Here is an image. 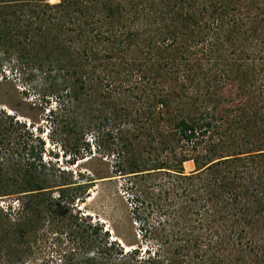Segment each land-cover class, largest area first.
Listing matches in <instances>:
<instances>
[{
	"label": "trees",
	"instance_id": "1",
	"mask_svg": "<svg viewBox=\"0 0 264 264\" xmlns=\"http://www.w3.org/2000/svg\"><path fill=\"white\" fill-rule=\"evenodd\" d=\"M156 1L60 0L50 4L0 0V77L5 76L6 63L10 71L34 66L42 72L49 92L61 99L50 110L53 129H57L56 116L69 99L79 100L85 80H93L96 64L107 56L112 64L107 77L113 76V81L121 76L134 78L129 90L141 102L133 114L125 110L113 122L116 126L123 121L131 130L137 129L133 136L141 141L139 146L134 143L136 147L129 152L126 142L130 139L123 141L118 136L116 140L109 130L105 134L111 139L108 149L116 153V173L157 180L152 201L147 199L152 198L150 189L145 191L146 199L132 195L135 210L144 205L141 209H147V214L155 208L158 212L156 222L147 225L142 215H136L135 221H144L139 237L151 247L123 241L126 248L121 239L110 237L102 223H89L88 229L82 215L68 211L70 221L61 233L81 247L59 253L58 264H208L207 257L209 264H217L222 257L199 245L198 234L207 224L217 237L210 242L213 247L231 237L241 243L242 233L254 230L252 240L247 239L219 264H264V137L260 126L256 127V122H264V41L253 27L261 30L264 18L250 17L252 5L240 0H165L162 5ZM241 4L246 5L242 8ZM102 41L108 46L98 48ZM108 47L117 50L105 51ZM101 51L106 57L100 56ZM87 71L91 75L86 77ZM95 77L101 79L99 74ZM215 80L225 95L217 92L219 99L213 107L197 116L176 107L175 99H182L189 86L196 92L205 88L208 93ZM159 84L161 90H157ZM3 115L9 120L8 125L0 122V146L10 141L7 132L12 133L14 126L25 127L14 114ZM100 119L99 127L109 121L107 115ZM249 122L253 126L245 127ZM237 127L244 132H236ZM95 136L99 144V134ZM15 139L19 148L8 156L0 149V192L5 195L13 189L12 193L38 196L49 180L57 182L51 174L55 169L51 161L41 160L40 134L26 130ZM66 139L60 140L63 146ZM185 144L194 156L187 155ZM189 159L197 169L185 173L183 162ZM8 169L14 178L7 176ZM130 177L126 188L141 192ZM65 184L51 186H59L58 197L67 205L79 193L65 194ZM50 210L58 213L55 208ZM219 221L229 222L223 234L216 228ZM17 230L23 232L20 227ZM255 236L262 240L256 243Z\"/></svg>",
	"mask_w": 264,
	"mask_h": 264
},
{
	"label": "rangeland",
	"instance_id": "2",
	"mask_svg": "<svg viewBox=\"0 0 264 264\" xmlns=\"http://www.w3.org/2000/svg\"><path fill=\"white\" fill-rule=\"evenodd\" d=\"M43 1L50 4L60 2V0L55 3H51L50 0ZM164 1L157 0L156 3L157 5H162ZM240 2L252 5L249 8L248 15L250 17L264 18V0H240ZM100 4L101 2L97 6H100ZM243 5L241 4L242 8L244 7ZM253 27H255L259 35L258 39L263 43L264 26L261 30L257 29L258 26L255 24ZM97 44L98 48L108 46V43L103 41ZM261 45L263 46L264 43ZM104 50L113 52L117 49L108 47ZM100 53L101 57H106L104 51ZM98 63L96 64V73L92 74L93 80H85L83 84L85 87L80 90L79 100L69 99L68 103L65 104L64 110L60 111L54 119L56 122L55 128L57 127V129H53V121L49 114H51L50 110L54 108L56 101L59 99L56 94L49 92L51 90L49 82L44 78L45 75L36 70L34 66L31 69H23L20 72L16 70L10 71V64L8 63H6V68L4 67L5 76L3 78L0 77V122L8 125L9 119H5L3 112L4 114L10 113L16 116L15 119L18 118L22 123L25 122V127L20 129L14 126L12 133L8 131L7 135L10 137V141L1 145L0 149L8 156L13 150L19 148L18 140L15 139L17 133L31 130L34 134H40L43 140L42 148L40 146L42 151L41 160L46 163L51 161L52 164L50 166L55 169V172L51 171V174L57 177V184L66 182L65 194H73L76 191V194H79L72 203L64 204L63 200L58 197L61 194L58 189L59 186H51L56 184L54 180H49V184L45 185L47 188L43 189V192L38 196L36 194L25 195L23 192L12 193L13 189L9 191L11 193L5 195L0 192V264H58L59 253L69 252L72 248L77 249L80 246L76 244L77 242L71 241L69 236L61 233L67 230L66 223L70 221L67 218L69 213L82 215V224L86 227L89 223H102L103 229H108L110 237L121 239L123 244L125 243L123 241L133 244L142 242L140 244L142 248L151 247L150 244H147L148 240L143 241L144 238L139 237L140 228L144 221L135 220H137L136 215L140 214L147 220L146 225L155 223L158 219V212L155 208L152 211L153 213L151 212L152 214H147V209H141L144 205L139 210H135L132 195L134 196L136 193L140 197L145 198V191L150 189L151 193H153L151 194L152 198L147 199L152 201L156 193L155 185L157 180L153 178L155 176H142V178L129 176L131 182H135L136 185L138 183L142 191L133 192L127 189L126 183L129 177L116 173L114 169V161L117 158L116 153L112 154L108 149L107 145L111 139L105 134L109 130L116 140L118 136H122L123 141L124 138L126 139L125 141L130 139L129 142H126V144L130 143V145H127L129 146V152H131L133 147H136L135 144L137 146L141 144V141L134 140L133 135H136L137 129L131 130L129 124H125L123 121L120 124L118 122L116 126L113 125L115 119L118 121V117L125 110L129 109L133 114L136 106L141 103L133 96L132 90H129L135 79L121 76L120 80L113 81V76L109 75L111 77H107L108 69L112 66L108 56ZM89 73H87L86 77L91 75ZM98 74L101 79L95 77ZM78 84L79 82H76L77 86ZM212 85L213 90H209L208 93L205 88L196 92V89L189 86L181 97L182 99H175V101L177 100L176 107L180 108L182 106L186 111H183L184 113L193 114L194 116H197L202 110L213 107V103L216 104L215 101L219 99L217 92L221 93L223 90L216 87L218 85L216 80L213 81ZM126 86H129V88ZM159 86L160 84L156 86L157 90H161L158 89ZM204 92L205 95L203 94ZM223 94L225 95L224 92ZM59 95L63 96L64 92H59ZM205 98L207 100L206 104ZM151 99L153 98L151 97ZM219 104L223 105V101L222 103L219 101ZM105 115L109 117V121H104L103 127L97 126V123L101 120L100 118ZM94 122H96L95 125L93 124ZM218 123L219 125H225L221 120H218ZM256 123V127L257 125L260 126L261 135L264 137V122ZM139 124L140 122L137 123V126ZM152 124H154L153 121L148 124L149 127ZM253 124L249 122L245 127L253 126ZM221 129V131H224L225 127L223 126ZM236 132L242 133L244 129L237 127ZM98 134L100 137L99 144L93 140L94 136ZM63 138H67L65 146L60 142ZM33 144L39 147L37 140H34ZM229 146H231L230 143L227 144L226 148ZM184 147L187 155L190 157L195 155L187 144ZM22 157L26 158V154H23ZM25 166L28 165L25 164ZM183 166L185 173H190L197 169L192 159L183 162ZM48 167L47 165L46 172ZM36 169L39 170L38 165ZM62 169L66 170V172H59ZM8 170L6 174L10 176L9 178H12L14 172L12 170L11 172L10 169ZM70 182L73 183L69 184ZM9 207H11L10 210L8 209ZM51 208L57 209L58 213L50 210ZM146 214L147 217L145 216ZM228 223L225 221L217 223L218 226L216 228L220 230L221 234H223L224 228ZM209 226L210 224H207L202 232L198 234L200 235L198 241H201L199 244L201 248L206 245L207 253H211L214 249V252L217 253V258L222 257L217 261V264L221 263L224 257L228 259L229 255H233L238 246L246 244L247 239L252 240L253 238L254 230H246V233H242L241 243H238L237 238L231 237L227 239V242L225 241L224 245L218 243V246L216 244L213 247L210 242L214 241L213 239L216 240L217 237L212 235L214 228L209 230ZM18 227L23 232H19L17 230ZM211 227L213 226L211 225ZM56 231L57 233H55ZM102 232L103 230L100 233ZM256 238L258 237L255 236L254 238L256 243L262 240V237L259 238L260 240ZM124 246L127 248L125 244ZM143 251L142 249V253ZM210 261V257H207L206 262L209 264ZM215 262L216 260H214Z\"/></svg>",
	"mask_w": 264,
	"mask_h": 264
},
{
	"label": "bare ground",
	"instance_id": "3",
	"mask_svg": "<svg viewBox=\"0 0 264 264\" xmlns=\"http://www.w3.org/2000/svg\"><path fill=\"white\" fill-rule=\"evenodd\" d=\"M50 2H51V3H55V2H57V0H50Z\"/></svg>",
	"mask_w": 264,
	"mask_h": 264
}]
</instances>
